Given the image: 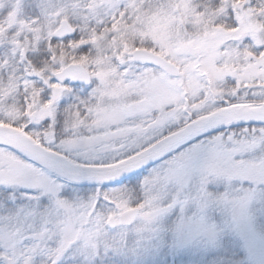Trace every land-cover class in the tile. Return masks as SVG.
I'll use <instances>...</instances> for the list:
<instances>
[{
	"label": "snow or ice",
	"instance_id": "1",
	"mask_svg": "<svg viewBox=\"0 0 264 264\" xmlns=\"http://www.w3.org/2000/svg\"><path fill=\"white\" fill-rule=\"evenodd\" d=\"M0 264H264V0H0Z\"/></svg>",
	"mask_w": 264,
	"mask_h": 264
}]
</instances>
